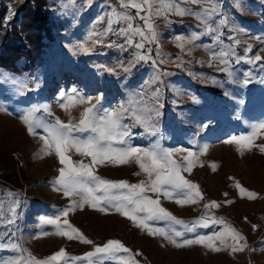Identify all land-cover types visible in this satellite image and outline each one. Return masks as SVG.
I'll return each mask as SVG.
<instances>
[{"label":"rangeland","instance_id":"rangeland-1","mask_svg":"<svg viewBox=\"0 0 264 264\" xmlns=\"http://www.w3.org/2000/svg\"><path fill=\"white\" fill-rule=\"evenodd\" d=\"M19 3L0 264H264V0Z\"/></svg>","mask_w":264,"mask_h":264},{"label":"trees","instance_id":"trees-1","mask_svg":"<svg viewBox=\"0 0 264 264\" xmlns=\"http://www.w3.org/2000/svg\"><path fill=\"white\" fill-rule=\"evenodd\" d=\"M21 9L22 3H19L16 6L15 12L11 16L10 20H8L6 24H3L2 18L6 13V9L3 6H0V69L15 75L26 73L34 68L41 56L43 47L42 43L30 40L29 47L25 48L23 45H20V39L17 37L16 33L10 32L6 27L7 24L13 23L17 20V14L21 11ZM7 46H15L21 50L19 52L17 50L7 51ZM19 58L25 59L24 65L20 68L8 67L3 64L5 60L15 61Z\"/></svg>","mask_w":264,"mask_h":264}]
</instances>
